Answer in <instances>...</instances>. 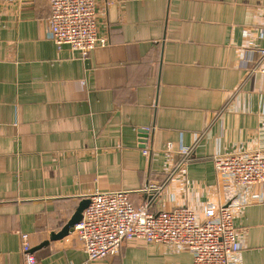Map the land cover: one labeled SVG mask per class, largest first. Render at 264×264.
<instances>
[{
  "label": "crops",
  "instance_id": "crops-1",
  "mask_svg": "<svg viewBox=\"0 0 264 264\" xmlns=\"http://www.w3.org/2000/svg\"><path fill=\"white\" fill-rule=\"evenodd\" d=\"M96 6L107 46L82 60L55 45L50 0H0V264H25L22 234L39 248L84 198L119 191L201 219L240 202L239 264H264V183L238 186L214 162L264 151V0ZM34 253L38 264H193L189 251L137 239L90 262L75 232Z\"/></svg>",
  "mask_w": 264,
  "mask_h": 264
},
{
  "label": "built area",
  "instance_id": "built-area-1",
  "mask_svg": "<svg viewBox=\"0 0 264 264\" xmlns=\"http://www.w3.org/2000/svg\"><path fill=\"white\" fill-rule=\"evenodd\" d=\"M22 4L29 0H5ZM49 24L53 41L58 49L69 46L79 58L87 60L107 39L99 33V10L96 0H50ZM256 70L264 73V49ZM194 147L183 148L174 166L179 170L189 162ZM148 155L149 150H143ZM216 170L226 180L245 188L264 183V151L217 156ZM151 189H156L152 187ZM76 225L75 233L82 242L88 261L95 262L119 253L127 240H142L148 244L174 246L193 255V264H239L240 244L235 218L240 202L232 201L219 209L208 208L199 218L188 207H176L158 213L150 209L149 202L134 206L128 193L97 192ZM25 264H38L29 235H21Z\"/></svg>",
  "mask_w": 264,
  "mask_h": 264
},
{
  "label": "water",
  "instance_id": "water-1",
  "mask_svg": "<svg viewBox=\"0 0 264 264\" xmlns=\"http://www.w3.org/2000/svg\"><path fill=\"white\" fill-rule=\"evenodd\" d=\"M144 133V132H143ZM159 191L156 189H151L148 191V198L150 200L154 199L156 195H158ZM90 198H84L81 203L79 204V207L77 208L76 212L72 216V218L69 220V222L62 228V230L58 233H52L50 235V239L48 241H45L43 244L39 246V248L48 246L51 242L62 240L63 238L69 236L70 234H73L75 232V227L77 224H79L83 219V213L90 205ZM39 248H35L33 252Z\"/></svg>",
  "mask_w": 264,
  "mask_h": 264
}]
</instances>
